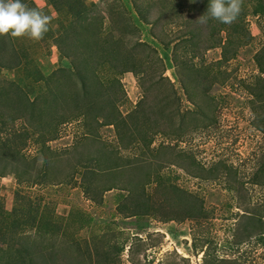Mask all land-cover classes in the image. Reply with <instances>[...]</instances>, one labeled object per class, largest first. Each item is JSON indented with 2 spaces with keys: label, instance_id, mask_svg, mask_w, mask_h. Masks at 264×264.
Instances as JSON below:
<instances>
[{
  "label": "rangeland",
  "instance_id": "374dc122",
  "mask_svg": "<svg viewBox=\"0 0 264 264\" xmlns=\"http://www.w3.org/2000/svg\"><path fill=\"white\" fill-rule=\"evenodd\" d=\"M24 2L52 20L0 35V264H264V0Z\"/></svg>",
  "mask_w": 264,
  "mask_h": 264
},
{
  "label": "clouds",
  "instance_id": "9594fccd",
  "mask_svg": "<svg viewBox=\"0 0 264 264\" xmlns=\"http://www.w3.org/2000/svg\"><path fill=\"white\" fill-rule=\"evenodd\" d=\"M242 11V0H208L206 12L198 19L232 24ZM52 17L42 10L30 8L24 0H0V35L28 36L39 40L49 31Z\"/></svg>",
  "mask_w": 264,
  "mask_h": 264
},
{
  "label": "trees",
  "instance_id": "16d2710c",
  "mask_svg": "<svg viewBox=\"0 0 264 264\" xmlns=\"http://www.w3.org/2000/svg\"><path fill=\"white\" fill-rule=\"evenodd\" d=\"M65 54H66L68 57L71 56V55H69L68 52H66V51H65ZM72 62H73L74 65H78L76 59H72Z\"/></svg>",
  "mask_w": 264,
  "mask_h": 264
}]
</instances>
